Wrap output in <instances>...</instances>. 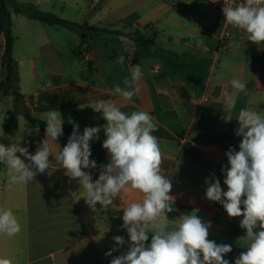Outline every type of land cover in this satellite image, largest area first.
Here are the masks:
<instances>
[{
  "label": "crops",
  "instance_id": "obj_1",
  "mask_svg": "<svg viewBox=\"0 0 264 264\" xmlns=\"http://www.w3.org/2000/svg\"><path fill=\"white\" fill-rule=\"evenodd\" d=\"M14 1L34 4L43 12L79 25L138 31L151 41L142 45L113 32L76 33L8 7L18 89L30 113L47 123L43 120L46 114L58 110L63 126L73 130L76 124L81 135L85 127H101L99 139L90 141V160L96 161L97 168L83 169L95 182L109 157L102 147L106 121L89 106L105 100L115 102L127 114L148 112L156 124L152 134L163 151L161 173L172 183L169 195L174 199L169 203L173 211L181 216L198 210L196 215L202 221L211 222L208 239L232 246L224 259L234 264L246 251L241 238L246 230L240 227L243 217L230 218L222 204L208 200L205 181L219 179L227 191L221 169L228 167L225 153L229 148L239 150L242 137L235 135L239 109L264 111V43L247 40L245 32L233 28L203 0H142L141 7L150 5L147 10L140 12L137 5L119 18L111 13L110 3L132 0H108L109 11L88 15L79 5L83 0ZM170 1L175 2L178 12ZM66 8L72 11L71 18L64 15ZM220 40H224V48L218 45ZM3 44L0 36V56ZM121 56L123 64L117 63ZM135 65L142 71L135 83L139 91L131 100H124L114 89L124 87L123 81L131 79ZM154 65H159L157 73L152 72ZM233 79L246 82L248 95L240 93L236 108L229 111L225 93L235 95ZM7 102H13L12 97L0 92V143L7 145L6 137H10L8 146L19 143L34 154L45 130L27 124L22 115L10 123L13 110L5 108ZM69 137L61 135L56 142L50 141V170L38 173L29 183H12L7 168L0 163V210L10 209L21 224L15 236L0 234V258H10L13 264H110L130 246L127 230L122 228V208L142 202L143 193L122 192L113 202L115 208L105 210L97 203L93 212L78 181L69 183L55 160ZM48 171H52L50 176ZM115 236L123 237L125 244L116 245ZM148 236L146 244H150L152 233ZM113 248L118 250L106 256Z\"/></svg>",
  "mask_w": 264,
  "mask_h": 264
},
{
  "label": "clouds",
  "instance_id": "obj_2",
  "mask_svg": "<svg viewBox=\"0 0 264 264\" xmlns=\"http://www.w3.org/2000/svg\"><path fill=\"white\" fill-rule=\"evenodd\" d=\"M222 11L224 20L245 32L247 40L257 45L264 43V0H244L225 6ZM202 44V40L198 41L197 46ZM117 63L123 64L124 58L119 57ZM141 76L140 66H133L131 79L125 78L124 87L117 85L114 92L124 100H131L139 91L135 83ZM231 86L235 95L225 93L229 111L236 108L240 93L248 95L246 82L233 79ZM89 107L102 113L106 121L102 147L109 162L101 166L99 177L93 182L91 173L83 169L97 168L96 161L90 160V141L99 139L101 127H85L81 135L74 124L67 144L55 155L69 183L78 181L85 192V203L93 212L97 211V203L105 210L115 208L113 202L122 192L143 193L142 202L122 208V228L127 230L130 247L126 253L113 257L110 264H230L224 256L232 251V246L208 239L211 222L202 221L196 215L198 210L175 220L168 218V213L173 211L169 203L174 199L169 195L172 183L161 173L163 151L152 134L156 130L154 118L143 110L127 114L113 101L98 100ZM43 120L47 122L45 138L34 154L19 143L10 146L0 143V163L7 168L12 183H29L38 173L50 170L49 157L53 156L50 141L56 142L63 134V119L58 110H53ZM236 121L235 135L242 137L239 150L229 148L225 153L228 167L221 169L227 191L222 189L219 179L212 177L205 181L206 198L222 204L230 218L243 217L240 227L246 230L241 237L246 242V251L239 254L234 264H264V111L241 108ZM20 231L21 224L13 212L0 210V234L12 237ZM149 232L151 242L146 244ZM113 239L118 246L125 244L121 236ZM117 250L113 248L105 255L111 256ZM0 264H13V261L0 258Z\"/></svg>",
  "mask_w": 264,
  "mask_h": 264
},
{
  "label": "trees",
  "instance_id": "obj_3",
  "mask_svg": "<svg viewBox=\"0 0 264 264\" xmlns=\"http://www.w3.org/2000/svg\"><path fill=\"white\" fill-rule=\"evenodd\" d=\"M8 7H11L15 13L24 14L42 23L59 26L76 33H82L85 31L90 35H99L113 32L118 35L125 36L131 41L142 45L151 44V41L146 40L144 35L138 31L124 32L93 26L88 27L86 24L79 25L72 21L54 16L51 13L43 12L31 3H17L14 0H0V36L3 37L4 41L3 50L0 56V92H2L5 96L12 97L14 103V114L22 115L27 124L36 125L40 130H46V123L37 119L30 113L28 108L25 106L24 98L18 89L17 64L12 56L14 38L11 33V18ZM72 132L73 130L71 128L63 126L62 135L70 136ZM178 216L179 213L176 211L168 213V218L170 220H175Z\"/></svg>",
  "mask_w": 264,
  "mask_h": 264
},
{
  "label": "rangeland",
  "instance_id": "obj_4",
  "mask_svg": "<svg viewBox=\"0 0 264 264\" xmlns=\"http://www.w3.org/2000/svg\"><path fill=\"white\" fill-rule=\"evenodd\" d=\"M107 1L108 0H83V2H80L79 5L82 7L83 12L88 15L89 12L93 13V12H100V11L101 12L109 11V7H108V4H107ZM141 3H142V0H132L129 3H121V2H118V1H112L110 3L111 13H113L116 18H119V17H122L124 15L125 11H127V10L130 11L133 7H136L137 5H140V7H141V5H142ZM169 3H173L172 6L174 7L175 12L179 11L177 5L175 4V2L170 1ZM91 4H93V6L89 9V5H91ZM149 7H150V5L148 4L147 6L141 7L139 10H140V12H142V11L147 10ZM64 15H66L67 17L71 18L72 17L71 16L72 15V11L69 8H66V11L64 12ZM64 19H66V18H64ZM145 19H148V18H145ZM118 26L119 25L117 24L116 27L119 28ZM148 31L150 33H153L151 30H148ZM13 105H14L13 102H7V103L4 104L5 108L8 111H10V112L14 108ZM1 116H4V115L1 114ZM19 116L22 117L21 115L14 114V112L12 111V115L10 116L9 122L13 123V121L15 119H17ZM5 141H6L7 146H8L9 141H10V137H6ZM129 247L125 250L124 253H126L128 251Z\"/></svg>",
  "mask_w": 264,
  "mask_h": 264
},
{
  "label": "built area",
  "instance_id": "obj_5",
  "mask_svg": "<svg viewBox=\"0 0 264 264\" xmlns=\"http://www.w3.org/2000/svg\"><path fill=\"white\" fill-rule=\"evenodd\" d=\"M208 5H210L212 8L216 9L220 14L223 15V7L225 6H234L235 4L243 3L244 0H203ZM224 16V15H223ZM224 35H228L227 32L224 33ZM218 45L221 48H224V40H220ZM159 70V65H154L152 67V72L157 73Z\"/></svg>",
  "mask_w": 264,
  "mask_h": 264
},
{
  "label": "water",
  "instance_id": "obj_6",
  "mask_svg": "<svg viewBox=\"0 0 264 264\" xmlns=\"http://www.w3.org/2000/svg\"><path fill=\"white\" fill-rule=\"evenodd\" d=\"M82 37H85V35L83 34Z\"/></svg>",
  "mask_w": 264,
  "mask_h": 264
}]
</instances>
